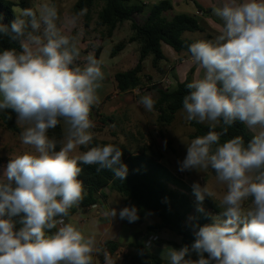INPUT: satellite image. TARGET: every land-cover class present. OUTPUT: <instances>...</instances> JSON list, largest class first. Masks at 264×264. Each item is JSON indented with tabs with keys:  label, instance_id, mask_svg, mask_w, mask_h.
Segmentation results:
<instances>
[{
	"label": "clouds",
	"instance_id": "1",
	"mask_svg": "<svg viewBox=\"0 0 264 264\" xmlns=\"http://www.w3.org/2000/svg\"><path fill=\"white\" fill-rule=\"evenodd\" d=\"M85 12L62 18L53 0H39L10 24L0 22V37L20 49L0 50V112L16 113L20 142L31 149L11 155L0 177V264H94L101 251L95 237L66 221L84 199L80 165L110 170L114 180L127 177L119 146H91L90 116L105 74L92 51L78 63L81 33L74 30ZM212 12L222 24L214 39L188 45L189 63L203 75L186 84L182 99L184 119L209 130L183 141L186 156L178 164L181 172L214 173L225 189L218 202L207 183L194 182L192 191L199 205L210 197L222 211L210 224L194 226L198 260L185 258L187 245L169 247L167 258L169 264H264V0H222ZM137 103L152 112L156 100L145 94ZM235 121L252 138L222 143ZM61 124V138L49 136ZM81 147L87 150L78 152ZM21 214L17 227L13 218ZM103 214L112 221L117 210ZM119 218L136 222L137 208H122ZM105 264H114L107 253Z\"/></svg>",
	"mask_w": 264,
	"mask_h": 264
},
{
	"label": "trees",
	"instance_id": "2",
	"mask_svg": "<svg viewBox=\"0 0 264 264\" xmlns=\"http://www.w3.org/2000/svg\"><path fill=\"white\" fill-rule=\"evenodd\" d=\"M100 1L104 2V6L98 13L99 26L106 27L110 34L120 23L131 22L132 29L135 31V37L132 40L140 42L139 63L134 68L119 72L114 76L118 93H126L141 86L142 63L149 56L153 57L155 64L163 60L162 44L171 47L177 53L189 54L187 51L188 45L195 40L183 39V33L203 31L199 20L195 17L181 14L168 19L165 16V13L171 10V5L168 2H161L155 5L143 23H138L135 18L136 15L141 13L143 6L131 4L130 0H78L73 7V14L75 15L82 10H86L84 15L85 19L88 20L91 10ZM13 5L17 4L8 0H0V16L3 18L0 22H3L5 19V24H10L15 19L16 14L13 12ZM19 6L21 8L33 7L34 3L32 0H21ZM123 47L124 45L120 44L114 48L112 56L116 52L121 51ZM10 48H16L17 51L20 50L18 42L10 41L7 37H0V50ZM100 51L98 49L97 56L100 54ZM192 73L187 76L184 82L177 84L175 88L167 90L158 89L154 111L157 113L158 122L161 125H170L174 121L176 114L182 110V99L189 92L186 84L191 82ZM154 88H157V86H154ZM94 110L95 107L93 106L91 113ZM16 118V113L11 109L0 112L1 124L9 131H19L15 126ZM191 126L194 128V132L190 136L191 138L204 135L209 130L207 124L191 122ZM62 129L61 124L56 129L50 130L49 136H55L57 139H60ZM215 130L219 132L222 130V127H217ZM236 135L243 136L245 143L253 136L252 132L242 122L235 121L228 129L227 134L221 137V142L223 143ZM107 143L116 144L122 149V163L128 167L127 177L123 181L114 180L110 170L103 169L97 171L98 166L96 165L81 164L82 172L79 179L83 183L85 195L79 205L80 208L97 204L98 192L108 188L124 197L125 206H135L137 208L139 215L137 221H141L149 216L158 218L159 224L150 226V231L160 232L165 230L179 237L181 239L179 244L170 241L169 245L176 249L187 245L190 253L185 257L186 259L199 257L192 250V244L195 241V235L192 230L195 228L194 226H203L209 220V216L203 217L200 214H196L195 220L192 223H188V217L192 213L190 196L187 192L190 191L188 186L161 163L162 157L160 155H151L145 150H139L135 153L130 152L129 148L119 141L93 139L91 146ZM57 150H59V145H57ZM177 189L185 191L188 194ZM204 202H210V197H206ZM209 207L217 215L222 211L217 207L210 205ZM73 213L74 210L71 209L69 216ZM22 215L13 218L17 221V227L21 226L19 221ZM106 248V251L111 256L114 257L116 255L118 248L116 244L108 242L106 243ZM136 249L138 251L136 255L124 257L126 264H169L168 261L160 259L143 245H136ZM204 255L207 258V253Z\"/></svg>",
	"mask_w": 264,
	"mask_h": 264
},
{
	"label": "crops",
	"instance_id": "3",
	"mask_svg": "<svg viewBox=\"0 0 264 264\" xmlns=\"http://www.w3.org/2000/svg\"><path fill=\"white\" fill-rule=\"evenodd\" d=\"M8 1L13 2L11 0ZM53 2L56 4L59 14L62 18L66 15H74L73 7L76 2L72 7L69 6L68 9L66 8L69 3L65 4L64 0H54ZM161 2H168L171 5V10L165 13V16L168 19H172L176 15L181 14L192 16L199 20L200 25L201 22H203L210 30V33L207 34V39H214V37L218 34L219 29L213 28L212 22L209 20V15L213 14L212 9L219 6L222 0H145L141 4L143 6L141 13L136 15L135 18L137 19L140 16L143 19L142 23L145 22L153 7ZM188 3L195 7V10L192 13H189L185 9L181 8L182 4ZM147 6V11H145L146 8L144 9V7ZM67 10L71 13H68ZM92 10L88 20L85 19V15L80 17L77 29L74 30V32L78 30L81 33V60H83V57L90 51L95 53L97 59H101L102 56V45L99 41L101 40L100 37L103 36L104 33L103 30L99 28L101 26L98 24V18L94 20L95 15H93ZM93 21L95 24L94 26L92 25ZM161 48L164 55L163 60L155 64L152 58L149 63H145V61L142 63V75H146L150 80L154 81L149 84H158L163 78H169L171 81L170 89H172L175 88L177 84L184 82L187 76L191 75L192 72V79L198 74V72L199 75H203L202 70H198L197 66L189 63V54L177 53L171 47L165 44H162ZM98 49L101 51L97 56ZM116 54L117 52L113 55V57ZM139 56V50H134L131 59L127 60L129 61L130 69L134 68L139 63ZM125 60L126 58L124 57L123 61ZM102 70L105 74V79L102 82L103 87L98 90L100 102L97 105H94L95 110L93 113H91V116L94 118V120L97 118L98 121H95L94 123L97 126L99 125L98 127L100 129L99 132L98 129L94 132V138L100 141H119L129 148V146L136 144L132 136L133 133L136 134L135 129H133L134 124L130 123L132 128L127 130V133L130 135L128 136V140H126L123 135L118 133L119 126L116 123V121H118V116L131 117L130 121L134 122L138 120L143 121L144 117H146L149 121L155 119V122H158V116H156L157 113L155 111H146L147 113L145 116V112L143 114L142 110L139 111L138 108L142 109L143 107L137 103L138 100L135 98H129L128 96V93H131L132 90L126 93H118L114 82V76L119 72H124L118 71V65L113 68L103 64ZM145 88L147 89V92L145 91L146 94H151L154 99L158 97V89H162L158 86L157 88H154V86H150L148 88L146 86L144 89ZM123 94H127V96H123ZM104 120L107 121L104 122ZM148 120L144 125V129L140 130L147 134L152 133L151 131H153L155 126V123H149ZM136 124L139 125L138 122ZM15 126L19 130L18 132L9 131L2 126L0 120V177L3 176L4 170L7 167L11 155H16L23 151L31 150L28 146H24L20 142V132L22 131V128L21 126L17 125V118L15 119ZM86 150L87 149L81 147L78 149V152ZM160 156L162 157L161 163L164 164L163 154H160ZM97 198V204L86 208H80V206L74 207V213L66 218V221L71 222L80 228L86 236L95 237L97 246L101 249V251L94 253V264H105V251L107 249L106 243L108 242L114 243L118 247L115 257L119 260L118 263L114 264H126L125 261H121V258H124L125 256L136 255L138 253L136 245H143V242L152 235L158 236L159 239L157 242L153 243V246L149 250L160 259L169 262L167 258V252L169 247H171L169 242L172 240L168 241L166 239L167 235L165 234V230L160 232H153L149 230L150 226L159 224L158 218L155 220L153 216H149L141 221L129 223L126 219L121 220L119 218V211L126 207L124 197H122L119 193L105 188L98 192ZM108 208H115L117 210V216L112 221L109 218H106L103 214ZM173 242L179 244L181 239H173Z\"/></svg>",
	"mask_w": 264,
	"mask_h": 264
},
{
	"label": "rangeland",
	"instance_id": "4",
	"mask_svg": "<svg viewBox=\"0 0 264 264\" xmlns=\"http://www.w3.org/2000/svg\"><path fill=\"white\" fill-rule=\"evenodd\" d=\"M11 1H13L14 4H17V5L12 6L13 12L17 15L20 9H22L18 4V2L20 3L21 0H11ZM32 1L35 2L34 4L39 2V0H32ZM77 1L78 0H64L65 4L69 3L66 9H68L69 6L72 7ZM144 1L145 0H131V3L134 5H141ZM103 6H104V2L100 1V2H97L96 5L93 7L92 13L93 15H95L94 20L98 18V13H99L98 11ZM147 8L148 6L144 7L145 11H147ZM181 8L185 9L189 13H192L195 10V7L189 3L182 4ZM68 13H71V12L68 11ZM137 19H138L137 20L138 23H142L143 19L140 16ZM209 20L212 22L213 28L215 29L220 28L222 22L219 20L218 17H215L214 14L209 15ZM92 25L93 26L95 25L94 21ZM201 26L203 28V31L185 32L183 33L182 38L188 39V40L207 39L208 38L207 34L210 33V30L206 27V25L203 22H201ZM99 28L103 30V33H104V35L100 37L101 40L99 41L102 45V56L100 60L103 61V64L113 67V68L116 67V65H118V71H128L130 67H129V61L127 60L131 59V57L133 56L134 50L138 51L140 49V42L132 40V38L135 37V31L132 29L131 22L120 23L118 27L114 31H112V33L110 34L106 27H99ZM120 44L124 45L123 49L121 51H118L117 54L113 57L112 52L114 51V48H116ZM124 57L126 58L125 61H123ZM152 58H153L152 56L147 57L145 59V63H149L152 60ZM151 82H154V81L150 80L146 75L144 76L142 75V84L140 88H142L143 91H140V90H136L134 92L132 91L131 93H128L129 98H135L139 100L140 97L142 95H145L147 92V89L146 88L144 89V87L147 86L148 88L150 86H153L149 84ZM123 96H127V94L126 95L123 94ZM138 109L139 111L142 110L143 114L145 112V116H146L147 112L143 108L142 109L138 108ZM184 116H185V113L183 112V109H182L176 114L174 121L168 126H164V125H161L159 122H155V119H152V121H149L146 117H144L143 121L138 120L134 122V121H130L131 117L118 116V119H117L118 121H116V123L119 126L118 133L123 135V137L126 140H128L129 138L128 136L130 135L129 133H127V130L128 129L130 130V128H132L130 126V123L134 124L133 129H135L136 134L133 133L132 136L136 144L129 146L130 152L135 153L139 150H145L147 153L151 155L158 156L160 154H163L164 156L163 163L171 170V172L175 176H179L184 179L183 182L190 189V191H187V192L189 193L190 204L192 206V213L188 217V223H192L195 220L196 214H200L203 217L209 216V220L205 224H210L212 222L211 217L217 214L212 212L209 205L221 209L218 206L217 202L222 197L225 189L216 184L214 175L210 169L205 173L197 172L195 170L183 171V172L179 171L178 162L182 161L186 156V144L184 142H188L191 139L190 136L194 132V128L191 126V122L190 123L187 122L184 119ZM90 118L93 120V122L98 121L97 118L96 120H94L92 116H90ZM147 120L149 121V123L150 122H152V124L155 123L153 131H151L152 133H148V134L145 133L144 131H140L144 129V125L146 124ZM106 121L107 120H104V122ZM137 122L139 123V125L136 124ZM96 126L97 125H95V128L91 129L93 134L97 129H98V132L100 131L98 127L99 125L97 126L98 128ZM194 182H199L202 186L205 183H207L210 189L215 192L217 202L212 198H210V202L208 203L203 201L202 205H199L191 201L192 198L195 197L192 191V185ZM177 190L182 191L180 189H177ZM182 192H185V191H182ZM201 206L203 208L202 212L197 210L198 207H201ZM153 218L156 220V217L153 216ZM196 230L198 229L195 227L192 230L193 233ZM165 234L167 235V237L166 236L165 237L168 241L172 240L173 242V239L175 240L179 239V237H177L175 234L169 231H165ZM198 258L199 257L196 256L191 259L195 261V260H198Z\"/></svg>",
	"mask_w": 264,
	"mask_h": 264
},
{
	"label": "built area",
	"instance_id": "5",
	"mask_svg": "<svg viewBox=\"0 0 264 264\" xmlns=\"http://www.w3.org/2000/svg\"><path fill=\"white\" fill-rule=\"evenodd\" d=\"M200 15H202V14H200ZM78 63H83V60H80V61H78ZM153 86H158V87H161L162 89H164V90H167V89H169V88H171L170 86H171V81H170V79L169 78H163L158 84H154ZM141 87V86H140ZM140 87H137V88H135V89H133L132 91L134 92V91H136V90H140V91H143V89L142 88H140ZM140 94V93H139ZM179 180H182V182H183V178L182 177H179V176H176ZM191 201H193L194 203H197L198 204V202L196 201V198L195 197H193L192 198V200ZM158 236H156V235H152V236H149L144 242H143V246L145 247V248H147V249H150L152 246H153V243H155V242H157L158 241ZM105 253H107L108 254V256H109V258L111 259V261H113L114 263H118V258H116L115 256L113 257V256H111L107 251H105ZM121 261H124V258H121Z\"/></svg>",
	"mask_w": 264,
	"mask_h": 264
},
{
	"label": "water",
	"instance_id": "6",
	"mask_svg": "<svg viewBox=\"0 0 264 264\" xmlns=\"http://www.w3.org/2000/svg\"><path fill=\"white\" fill-rule=\"evenodd\" d=\"M3 15V14H2ZM6 21H5V19H4V21H3V23H5Z\"/></svg>",
	"mask_w": 264,
	"mask_h": 264
}]
</instances>
